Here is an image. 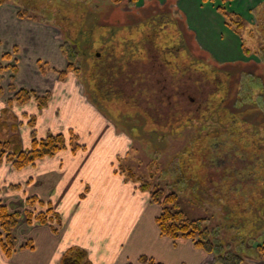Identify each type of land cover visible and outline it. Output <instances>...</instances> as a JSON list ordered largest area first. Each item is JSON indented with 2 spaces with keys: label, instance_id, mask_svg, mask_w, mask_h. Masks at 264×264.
<instances>
[{
  "label": "rangeland",
  "instance_id": "1",
  "mask_svg": "<svg viewBox=\"0 0 264 264\" xmlns=\"http://www.w3.org/2000/svg\"><path fill=\"white\" fill-rule=\"evenodd\" d=\"M5 3L0 4V60L4 64L11 62L18 71L4 70L0 77L6 92L0 98V117L7 109L9 115L15 116L20 130L28 129L29 148L33 131L38 137L48 134L41 132L40 120L50 103L57 100L53 88L51 91L44 89L45 83L55 86L75 78L81 100L86 102L85 111L90 114L95 111V119L101 120L104 140L102 147L97 149L103 153L99 156L111 159L116 180L113 188L128 194V205L123 203L127 206L126 214L117 211L116 207L106 208L103 211L108 214L104 219V230L98 229L97 237L87 242L89 245L92 242L101 244L99 247L103 251L95 250L99 263L107 261L116 249L117 245L108 240L114 233L126 237L132 244L140 237L151 242L158 231L161 234L156 219L162 206L153 200L151 190L141 189L143 184L149 185L150 189H162L166 194L178 193L181 210L190 219L209 218L210 222L206 224L212 228L222 223L221 215L228 216V210L223 211L217 203L213 208L210 193L207 195L197 189L194 180L204 186L210 178H217L216 183L221 181V184H214L213 194L219 190L220 203H223L226 188L224 180L219 179V174L224 172L222 166L231 167L236 178H241L240 182L238 180L241 187L254 181L253 173L258 174L253 167L260 157H264V0L227 3L220 0H138L137 5L128 0L118 5L107 0H7ZM183 9L189 10L193 28L201 34L200 43L210 51L202 49L191 34L189 28L192 26L187 19L185 22ZM230 12L241 18V28L235 23L230 27L228 16H225ZM231 19L234 20L232 15ZM77 39L81 60L77 59L76 65L81 66L80 73L68 70L67 75L58 79L61 66L67 65L62 47L67 41L71 44ZM107 51L109 59L105 57L100 61L95 57ZM7 53L10 54L8 61L2 58ZM113 59L123 62L120 70L114 71ZM8 88H26L39 95L48 93L50 101L42 110L38 109L34 99L25 105L8 106V100L14 97ZM139 101L142 104L139 105ZM136 105L142 107L149 118L144 117ZM52 110L57 111L54 115L60 116V108ZM32 116L36 118L34 127L29 125ZM75 117L83 120V116ZM7 123L10 125L9 121ZM107 127L113 130L103 131ZM232 129L238 131L233 136L230 135ZM240 133L244 134V140L238 143L234 139ZM53 134L65 135V151L79 152L84 148L81 147L84 146L81 145L82 138L74 130ZM99 137L100 132L96 131L95 140ZM258 139L260 145L255 144ZM21 144L24 146L23 140ZM233 152L237 155L232 156L235 160L230 163ZM4 164L13 168L12 163L5 160L2 171ZM80 184L76 187L85 188L83 181ZM209 185L208 192L213 190ZM240 190L235 188V201H238L236 194ZM138 194L143 205L132 203L130 195ZM36 197L44 204H37L31 210L45 213L47 204L56 209L53 202ZM196 198L202 205H196ZM27 207L26 204L17 212L24 213ZM258 207L243 219L228 217L223 220L226 226L223 235L227 236V230L232 227H236L232 232L234 237H249L262 229L264 198ZM211 216L215 218L213 221ZM24 218L20 217L18 226L27 224ZM108 222L114 227L117 224L114 230L108 227ZM45 225L57 227L53 222ZM32 226L42 225L35 222ZM14 237L13 253L24 247L31 249L32 242L20 245V237L15 231ZM182 239L190 238L178 240ZM64 243V246L59 245V252L53 254L52 264H59L72 246L82 248V244L72 243L71 239ZM147 243L140 247L148 248ZM111 248L114 249L112 252ZM61 251L64 252L60 259ZM3 254L0 248V255Z\"/></svg>",
  "mask_w": 264,
  "mask_h": 264
},
{
  "label": "crops",
  "instance_id": "2",
  "mask_svg": "<svg viewBox=\"0 0 264 264\" xmlns=\"http://www.w3.org/2000/svg\"><path fill=\"white\" fill-rule=\"evenodd\" d=\"M183 10L185 22L187 19L192 26L189 28L191 34H194L202 49L210 51L200 43L201 34L196 31L195 27L193 28L189 10ZM243 47L245 49L244 45ZM60 69H66V65L61 66ZM57 78L60 79L58 75ZM16 79L14 78V80ZM54 80L57 82L56 78ZM74 80L75 78H68L66 81H61L55 84L56 88L50 82L45 83L44 89L51 91L53 88L57 100L50 103L45 109L44 116L40 120L41 132L45 135L49 132L65 131L68 133L70 130H74L83 140L81 145L84 146L81 147L84 148L82 149L88 148V150L80 149L79 152L71 149V151L63 150L54 157H46L35 165L27 166L20 171L5 166L7 164H4L2 171L3 164L0 166V201L7 206L10 212H15L18 208L26 205L28 196H38L42 200L54 203L55 210L60 213L61 222L55 228L47 225L35 227L24 224L21 227L18 226L15 235L20 237L21 242L19 244L26 243L28 245L32 242V247L31 249L20 248L10 258H6L5 254L0 255V264H52L53 254L59 252V245L64 246L66 244L64 240L67 241V239H71L72 243L82 244V249L87 251L92 264H107V262H109L108 264H146L141 262L140 257L143 256L152 257L151 259L164 264H211L213 257L198 248L192 240L173 241L170 238L162 237L159 231L156 233V238L151 239V242L148 240L147 243L145 239L140 237L136 239V244H132L129 239H125L126 237H120V234L114 233V236L108 240L116 244L117 247L115 250L111 248V252L113 250L114 252L111 253L107 261L99 263L98 254L95 250L103 251L99 247L101 244L92 242L89 245L87 242L97 237L98 229L100 232L104 230V219L107 218L108 214L107 211L105 213L103 211L106 208L112 210L116 207L117 211L126 214L129 197L127 192L113 188L116 180L113 178L111 159L99 156L103 153L97 149L102 147L104 140L101 135V120L95 119L97 114L95 111L91 114L86 112L88 110L85 111L86 102L81 100L79 86L74 83ZM26 88H28V84H26ZM25 107L27 109L28 105ZM53 108L61 109L59 117L54 115V112L57 111L52 110ZM79 115L83 116V120L75 117ZM106 130L109 133L113 129L107 127L103 131ZM20 131V138L22 136L24 143L22 146L28 148V129ZM96 131L100 132L99 140L94 138ZM106 148L108 147L106 146ZM117 177L120 178L121 176L118 175ZM81 181L85 184V188L76 187L78 184L81 185ZM130 196L133 198L132 203H135L134 205L137 203L138 206L140 203L143 205L140 194ZM124 202L126 205L123 204ZM132 213L134 214V212ZM136 214L138 215V209H136ZM107 225L114 230L117 224L114 227L111 222H108ZM145 243L149 244L148 248L140 247ZM93 244L96 245L95 248L92 247ZM63 252L61 251L60 259ZM58 262L60 264V260ZM251 263L255 264V262Z\"/></svg>",
  "mask_w": 264,
  "mask_h": 264
},
{
  "label": "trees",
  "instance_id": "3",
  "mask_svg": "<svg viewBox=\"0 0 264 264\" xmlns=\"http://www.w3.org/2000/svg\"><path fill=\"white\" fill-rule=\"evenodd\" d=\"M7 0H0V4L4 5L6 4ZM112 5H118L122 4L125 0H107ZM222 3L227 2H234L235 0H220ZM130 4L137 5L138 0H128ZM225 8H220L221 11H223ZM226 10V9H225ZM228 12V11H227ZM223 13V12H222ZM231 15L234 17V20L231 19ZM20 16H22V13H20ZM225 16H228V23L230 27H232V23H235V26L242 27V24L240 22V17L237 15H234L230 12V14L225 13ZM239 18V19H238ZM70 44L69 41L65 43V45L62 47L63 54L66 55L67 61H68V70L74 69L76 73H80L81 66H77V59L81 60V57L79 56L80 52V41L77 39L73 43ZM72 45V46H71ZM246 49V48H245ZM244 49V50H245ZM248 52V50H245ZM108 51L106 52L105 56H103L101 59H109L106 55H108ZM3 60L10 59V54H4ZM100 59V61H102ZM116 65L114 67L115 70H120L122 67V61L121 60H114L111 61ZM116 62V63H115ZM74 65V67H73ZM117 67V68H116ZM4 70H12L14 73H17L18 69L15 65H12L9 63L4 64L0 60V77ZM66 71H60L58 72L59 77H63L64 75H67ZM115 74V72H114ZM10 87V86H9ZM10 93H14V97L12 99L8 100V106H13L15 104L18 105H25L27 104L31 99H34L37 103L38 109L42 110L48 106V103L50 101V95L46 93L45 95H39L36 93V91H32L26 88H21L19 90H16L14 88H8ZM5 95V89L2 83V79L0 78V98L4 97ZM133 103V99H130ZM138 104H142L141 101L138 102ZM135 105V104H134ZM130 106V104L128 105ZM139 110L142 111V114L144 117L149 118L146 114L147 112L143 110L142 107H139L136 105ZM140 111V113H141ZM146 113V114H145ZM201 117H204L203 115ZM198 118V117H197ZM150 119H152L150 117ZM148 119V120H150ZM193 121H196L197 119L192 118ZM201 119L202 118H198ZM5 123H3V122ZM10 122V125L7 122ZM16 118L14 115H9V111L7 109L4 110L3 116L0 117V166L4 163V161H8L12 163L13 168L15 170H22L30 165H35L38 161L46 158V157H54L56 154H58L60 151L64 150L66 148V137L64 134H53L48 133L44 137H38L36 131H33L31 134V144L30 147L27 149H24L21 144V138H20V130L18 126V121L16 123ZM190 121V120H189ZM36 124V118L35 116H32L30 118L29 125L34 127ZM224 126V124L222 123ZM233 128V127H232ZM34 129V128H33ZM4 132V136H3ZM236 130L232 129L230 130V135L236 134ZM71 133V132H70ZM243 137H241V136ZM240 135L235 137V141L239 143V141L244 140V134L240 133ZM73 136L69 138L70 144L73 141ZM256 145H260L261 140H255ZM219 144V143H218ZM231 146H234L231 144ZM218 147V146H217ZM256 150V146H254ZM219 150V147L217 148ZM245 148L243 149V151ZM263 152V151H262ZM230 163L234 161L235 157L234 155H237L236 152L231 153ZM233 156V157H232ZM219 158V157H217ZM225 159L224 156H220V159ZM264 158V157H263ZM258 160L259 162L254 165L253 169L257 170V173H253L254 181L250 182L249 184H245L244 186H239L240 183H238V180L240 182L241 178H236V175L232 172V169L229 167L222 166L223 173L219 174V179L224 180L223 184L226 188L224 190L223 194V203H220V198L222 197L219 190L215 192L216 195L213 194V191L215 190L214 184H221V181L219 183H216L217 178L214 179H208V183L206 181V186L203 184L198 183L197 179L194 180L196 184V188L201 190L205 194L210 193V197L212 199L211 206L214 208V204L217 203V206H220L223 211L229 212L228 216L221 215L222 212L217 211L219 215H221L220 220L222 219V223L215 226V228L208 227L206 223L210 222V219L201 218V219H190L187 217V215L181 210V204H180V195L176 192H171L169 194H166L164 190L162 189H150L149 185L143 184L141 189L144 191L151 190V195L153 200L156 203H159L162 206L161 213L156 219L157 224L159 226L160 232L163 236H166L168 238H171L173 240H178L179 238H190L193 241H195V244L198 248L202 249L204 252H206L208 255H211L213 257L211 264H252L251 262H255V264H264V234H262V230H264V227L262 229L257 230L255 233H253L251 236H245L241 235V237H234L235 234L232 232L234 229L236 230V227H232V229H228L227 236L223 235V231L226 230L225 221L228 217L231 219L236 218H244L248 217L254 209H259L258 204L261 202L264 198V159ZM211 162V160H210ZM206 164V163H204ZM212 164V163H211ZM231 165V164H230ZM226 170V171H225ZM239 174H242L239 173ZM193 181V179L191 180ZM211 184L213 190H207V186ZM244 184V183H243ZM210 186V185H209ZM211 187V186H210ZM235 188H240V192L236 194V198L238 201L234 200V193ZM234 190V191H233ZM233 191V192H232ZM243 192V194L241 193ZM213 194V196L211 195ZM220 195V196H219ZM208 197V196H207ZM196 205L202 203H199L198 198L195 199ZM257 202V203H256ZM27 209L23 213L20 212H10L6 205L0 204V248L2 249L3 253L6 256H10L13 254L14 250V244H15V237H14V231L16 230L20 217H25L24 220H26L28 225H32L33 223H38L41 225H45L47 223L53 222L57 225L60 224L61 218L58 213L53 209V207L50 204L48 205L47 212L45 213H37L31 208L36 206L37 204L40 206H43L44 203L39 201L36 197H31L27 199L26 201ZM216 209V208H215ZM216 212V211H215ZM261 212V211H260ZM264 212V211H262ZM255 213V212H254ZM253 213V214H254ZM21 214V215H20ZM261 215V213H260ZM211 221H213L215 218L214 216ZM215 217H217L215 215ZM256 219V218H255ZM259 231V232H258ZM234 235V236H233ZM235 238V239H234ZM250 260V262H249ZM141 262L146 264H162L156 262L154 259H149L147 257H142ZM60 264H92L91 260L89 259L88 253L86 250L78 247V246H72L69 248L63 255Z\"/></svg>",
  "mask_w": 264,
  "mask_h": 264
},
{
  "label": "flooded vegetation",
  "instance_id": "4",
  "mask_svg": "<svg viewBox=\"0 0 264 264\" xmlns=\"http://www.w3.org/2000/svg\"><path fill=\"white\" fill-rule=\"evenodd\" d=\"M91 48V47H90ZM89 53H90V56H91V51H89ZM84 56V55H83ZM103 56H105V54H103V55H97V56H95L96 58H98V59H101ZM84 58H86V57H84ZM102 60V59H101Z\"/></svg>",
  "mask_w": 264,
  "mask_h": 264
}]
</instances>
